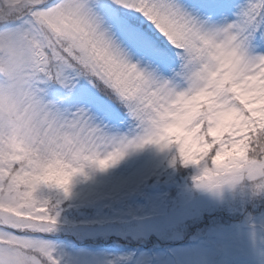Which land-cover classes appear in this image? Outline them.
Here are the masks:
<instances>
[{
    "label": "snow or ice",
    "instance_id": "snow-or-ice-1",
    "mask_svg": "<svg viewBox=\"0 0 264 264\" xmlns=\"http://www.w3.org/2000/svg\"><path fill=\"white\" fill-rule=\"evenodd\" d=\"M147 145L264 193V0H0V236L25 250L0 264L51 258L43 189Z\"/></svg>",
    "mask_w": 264,
    "mask_h": 264
},
{
    "label": "rangeland",
    "instance_id": "rangeland-1",
    "mask_svg": "<svg viewBox=\"0 0 264 264\" xmlns=\"http://www.w3.org/2000/svg\"><path fill=\"white\" fill-rule=\"evenodd\" d=\"M174 152L147 145L77 175L68 196L51 189L60 215L51 232L37 234L51 246L42 264H264V193L247 180L200 187L201 166L173 163ZM70 205L87 208L85 225L70 222ZM27 211L11 215L26 224ZM3 248L25 251L0 236Z\"/></svg>",
    "mask_w": 264,
    "mask_h": 264
},
{
    "label": "trees",
    "instance_id": "trees-1",
    "mask_svg": "<svg viewBox=\"0 0 264 264\" xmlns=\"http://www.w3.org/2000/svg\"><path fill=\"white\" fill-rule=\"evenodd\" d=\"M214 152H210V154H213ZM168 157H169V155H168ZM171 158L169 157V159H168V161L170 160ZM177 163H179V164H182V163H180L179 161L177 162ZM192 165V164H191ZM185 167H187V166H185ZM192 167H194L193 165H192ZM192 167H191V169H192ZM186 172L188 171L187 169L185 170ZM195 171V170H194ZM192 173V172H191ZM192 181L195 183V179L193 180L192 179ZM50 190L51 189H49V188H45V189H43L42 190V195L43 196H46V197H50V196H53V199H55L54 198V194L53 193H51L50 192ZM64 206L63 207H66V205H68V204H70V201H64ZM72 204V203H71ZM70 207H71V210H72V213H73V215H71V216H69V218L68 219H70V222H72V223H76L77 222V224H79V225H85V223H86V221L82 218V216H81V211H83V213L85 214V213H88V211H87V208H84V209H82V208H79V209H77V208H75L74 207V205H70ZM261 209V207H259V210ZM264 209V208H263ZM262 209V210H263ZM76 220H79V221H76ZM74 221H76V222H74Z\"/></svg>",
    "mask_w": 264,
    "mask_h": 264
}]
</instances>
